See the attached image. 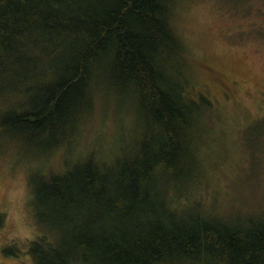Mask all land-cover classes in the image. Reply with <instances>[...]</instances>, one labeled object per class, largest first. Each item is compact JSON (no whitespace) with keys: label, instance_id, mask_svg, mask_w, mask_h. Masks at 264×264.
Masks as SVG:
<instances>
[{"label":"trees","instance_id":"trees-1","mask_svg":"<svg viewBox=\"0 0 264 264\" xmlns=\"http://www.w3.org/2000/svg\"><path fill=\"white\" fill-rule=\"evenodd\" d=\"M176 2L0 0V148L61 158L29 182L32 264H264V232L242 238L198 202L173 204L210 106L188 94ZM109 100L132 136L110 156L77 153L82 121Z\"/></svg>","mask_w":264,"mask_h":264},{"label":"rangeland","instance_id":"rangeland-1","mask_svg":"<svg viewBox=\"0 0 264 264\" xmlns=\"http://www.w3.org/2000/svg\"><path fill=\"white\" fill-rule=\"evenodd\" d=\"M171 22L183 45L188 94L210 104L193 140L196 168L173 204L198 202L242 238L264 232V0H177ZM129 118L113 100L97 102L73 148L98 157L120 151L132 136ZM57 154L0 148V264H32L29 243L42 232L31 216L29 182L42 175L36 170L58 168Z\"/></svg>","mask_w":264,"mask_h":264}]
</instances>
